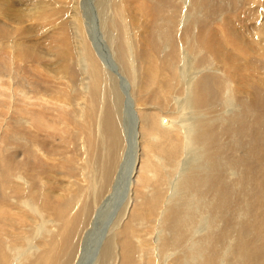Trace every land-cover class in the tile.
<instances>
[{
    "label": "bare ground",
    "instance_id": "6f19581e",
    "mask_svg": "<svg viewBox=\"0 0 264 264\" xmlns=\"http://www.w3.org/2000/svg\"><path fill=\"white\" fill-rule=\"evenodd\" d=\"M37 1L39 4H34V0H20L19 2L26 7L19 8L15 0H0V14L22 9L28 12L32 2L37 5V9L32 6L29 11L34 16L39 17L45 12V8L53 9L58 15L57 18L66 15L64 9L55 8L49 1ZM55 2L63 6L67 4L66 9L70 11L71 17L69 20L66 16L65 21L56 28L57 39L69 45L73 38L64 40L60 33L70 30L71 25H74L83 36V33H86L85 26L95 20L99 37L102 39H97L91 45L87 40L90 35L88 31L90 27L97 25L86 27L87 37L82 39L84 60L100 64L94 47L104 49L105 46L104 51L110 65L109 74L115 79L119 74L118 71L112 72L116 70L114 58L110 53L112 43L114 41L119 43L123 52L128 46H133L130 61L135 63L132 77L137 84L127 89L123 87L127 85H120L119 92L116 93L117 96L121 92L122 98L129 94L125 106L132 118L131 123L134 121L133 131L128 127L127 130L121 129V123L119 125L121 109L118 105L117 108L112 106L116 101L111 96L115 87L112 83L106 104L102 102V112L104 106L106 110L101 119V126L110 143L109 160L105 167L106 176H90L86 180L84 178L78 180L77 177L65 179L64 208H54L50 202L32 204L28 198H22L30 214L38 213L40 218L22 219V214L8 218L10 216L8 212L6 218L14 220L8 224L9 227L1 223L4 212L12 206L17 207L18 196L36 192L20 190L16 180H14L16 188L8 184L12 170L16 176L18 162L20 172L26 174L28 168L24 166L22 160L10 162L8 158L12 166L10 170L4 155L0 161V188L4 194V204H0L3 206L0 209V264H83L87 255L88 257L95 255L93 264H264L258 243L264 234V121L258 110L262 98L257 96L261 90L264 92V84L258 83L253 76L256 38L250 33L264 28L262 11L255 10L250 13L244 8L250 2L245 0ZM186 3L190 4V8L187 7L188 15L185 20L182 19L184 20L182 24L179 18H182V14L185 17L182 7H185ZM161 7L163 12H160ZM101 9L105 12L104 15H101ZM110 9L119 16V29L114 33L115 39L104 32V29L110 32L113 30L106 27L108 19L116 15L111 13ZM190 12L194 13L191 20ZM232 13H235V18ZM226 14V21L221 20L225 22V29L219 32V28L215 29L212 24L215 20L218 22L220 17L224 18ZM53 18L47 17L49 21ZM233 18L240 24L238 27L234 24L231 29L229 23H232L230 20ZM247 21L256 24V27L250 31L249 28L241 27L245 26ZM9 27L11 26H0V43L9 41L8 43H11L9 47L12 49L16 43L15 37L18 36L22 39L19 41L23 44L25 52L13 55L11 50L10 55L7 52L8 54L0 58V69H4L1 65L8 68L14 61L30 63L31 60L41 57V54L32 51L35 47L28 45L30 41L23 40L29 32L18 34L19 31L16 30L17 33L14 30V33L8 34L11 32L7 29ZM231 30L236 32L235 37L232 36ZM100 32H103V37L100 36ZM74 35L76 38L78 33L74 32ZM108 35L113 36L112 33ZM129 43L134 45H128ZM117 51L118 54L122 53L120 50ZM76 59L75 52L74 61ZM18 74L20 73L15 71L14 76ZM98 74L100 81L105 82L107 79L105 71L98 70ZM12 79L0 78V97L4 98L7 105L16 100L18 106L19 101V107H13L14 110L11 112L14 115H22L23 108L31 104L29 100L31 97L26 98L25 91L19 88L17 98L13 94L6 96L2 83L6 81L10 87H15V82L10 83ZM132 82L134 85V81ZM130 91L135 102L132 101ZM248 93L249 95L245 96ZM78 96L80 94L77 95V99ZM122 100L118 99L120 105ZM43 104L48 109L47 103ZM78 104L74 105L71 112L69 111L74 119H81L84 106H87L86 103L77 106ZM232 104L234 106L231 111L223 115V109ZM27 114L30 119L34 118L32 113ZM2 122L4 124L0 123V130L3 131L4 128L10 130L12 126L6 123L4 116ZM137 124L138 131L135 129ZM81 132V140L88 139L82 129ZM40 133L42 132L38 124H34L32 128L34 144H38ZM130 133L137 137V142L132 139V143L135 149L140 147V157L138 155V161L136 158L133 159L134 164L131 165L126 177L128 201L132 203L122 201L126 203L121 217L123 229L116 233L117 241L122 245L115 247L112 238L107 236L100 247H97L100 240L94 241L91 252L84 256L82 242L86 234L84 230L92 227V224H88L92 208L98 204L100 198L110 199L112 187L108 190V186L113 178L115 152L129 141L126 134ZM5 140L9 141L8 145L12 149L14 144L10 136ZM5 140L1 141L4 145ZM26 144H30L28 138ZM98 148L100 146H84L76 154L60 146L58 152L62 157L61 165L66 167L74 160L83 169L87 150ZM131 153L133 154V150ZM26 154H30V148L26 150ZM183 156L185 159H182ZM135 160L138 162L136 165ZM56 170L58 166L54 168L55 174ZM176 170L177 176L172 188L174 194L165 202L166 188L170 186V180ZM42 174L48 176L50 172L42 170ZM71 191L73 195H69ZM246 198H253V201L261 203L258 204L260 207L256 212L257 221L254 226L249 222V212L252 211ZM47 209L50 212L54 211L50 216L52 220L42 219L40 211ZM160 209H163V212ZM209 212H213L210 221ZM66 218H72L74 221L64 222ZM155 218L160 219L157 225ZM159 228L162 232H159ZM198 231L199 235L194 234ZM243 240L249 244L243 246L241 243ZM16 259L19 262H16Z\"/></svg>",
    "mask_w": 264,
    "mask_h": 264
},
{
    "label": "rangeland",
    "instance_id": "374dc122",
    "mask_svg": "<svg viewBox=\"0 0 264 264\" xmlns=\"http://www.w3.org/2000/svg\"><path fill=\"white\" fill-rule=\"evenodd\" d=\"M19 1L20 0H15V2H18V7L20 6L19 8H25L26 6L21 4ZM34 1L37 2H33L34 4H39L37 0ZM46 1H49L57 9H64V13L66 15L60 18L58 17L60 19L59 20L57 18L58 15L55 14L53 9L51 10V8H45L48 11H53V14L45 10V12L42 13L44 15H39L41 19L39 20V17L37 15L34 16L33 13L29 12L32 9V6L33 8L35 6V9H37V5H34L32 2L30 5L31 8L30 6H27L30 9L28 12L26 9H22L19 10L20 13L19 11H17L0 14V26H11L7 28L8 30L10 29L9 31H11L8 34L14 33V30H18L19 33L18 31H16L18 34H22L23 32H25L26 34L27 32H29L23 37V40L26 39L27 41H30L28 45L30 47H35L32 51H36L37 53L41 54L40 58L36 60L34 59V61L31 60L30 63L26 61H23L24 63H18V61H14L9 65L7 64L8 68L6 67V65H1L4 67V69H0V78H3L4 80H7L8 77L10 79L13 78L10 83H16L15 87H10V85L6 81L2 83L5 86L4 90L5 95L7 93L6 96L13 94L15 95V98H17L19 89H23L25 91L26 98L31 97V99H29L31 100V104L26 105L23 108L22 115H14V113L12 114L11 112V110H14L13 107H19V101L18 106H16V100H12V102H10V105H7L4 98L0 97V100H2V102H0V123L4 124V122H2V116H4V120H6V123L8 122V124L12 126L10 127V130L5 128L3 131L0 130V142L5 140L7 136H10V140H12V144H14L11 149L8 145L9 141L5 140V145L3 142L0 143V161L4 155H6L4 156V160H6L7 162L8 158H10V162L22 160V162H24V166H26L28 170H26V174H24V172H20V162H18V164H16V176H14V170H12L10 162H8L10 170H12V174H10V177L8 179L10 180L8 184H10L12 188H16V186H14V180H16V184H18V188H20V190H26V192H28V190H30V192H36V194H22V196H18V202H16L17 207L12 206V208H8V210L4 212L1 223L6 227H9V223L14 222V220H8V218H12V216H20V214H22V219L39 220L38 218H40V214H30V211L25 206L26 202H22V198H28V200H30L32 204H44L46 202H50L51 204H53L54 208H64V196H66V182H64L65 179L77 177L78 180H80V178H84V180H86V178H90V176H106L105 167L109 160L110 143L106 138V134L103 132L101 126V119L106 110V106H104V112H102V102L106 104V100H108L109 97L110 85L112 83L115 87L114 93L111 96L114 100L116 99V101L112 103L114 104L112 106L116 107V105H118L119 109H121V111L119 110V125L121 123V129L124 128V130H127L128 127L133 131L134 126V121L133 123H131L132 118L128 115V112L126 110L129 94L128 96H126L127 99L125 97L122 98L121 92L116 96V93L119 92L118 90L120 85H127L123 86L127 89V87L131 88L132 86L134 87L137 84L135 79L132 77V74L135 71V66H133L135 63L133 64V62H131V52H133V46H128L126 48L127 52H123L122 47L119 43L115 41L113 43L111 42L112 48H110V53L112 55V58H114L113 64L114 68H116V70L114 69L115 71L112 72L118 71L119 74L115 79L114 76L109 74L110 65L104 51L105 46L104 49L101 47H94L95 55L98 58L100 64L88 63L86 60H84L83 57L82 39L84 37H87L86 27L88 25H97L96 21L94 20L90 24H87L85 26L86 33H83V36L79 34V29L74 25H71L70 30H67L66 32L60 31L62 32L60 33V35L64 38V40L73 38V41L69 45H67L66 42L62 43L61 41H59L56 37L57 35L55 34L57 32L56 28L65 21L66 16L69 20L71 19L70 11L66 9L67 4L63 6L62 4H58L57 2H55L57 0ZM245 1L250 2L249 5L244 7L246 10H249L250 13L255 10L262 11V17L264 18V0ZM189 6L190 4L186 3V9L184 6L182 7L185 9H182L183 13L185 12V17H183L182 14V18H179L182 24H184L183 22L185 18H187V7L190 8ZM95 10L97 11V7L95 8ZM25 11L28 15L25 14ZM163 11L164 10L161 7L160 12ZM110 12L115 13V11L111 9ZM100 13L101 15L105 14L102 9ZM131 13L134 14V11H132ZM193 14L194 13L191 14L190 12V20L192 19V17H194ZM231 15L234 18L236 17L235 13H232ZM49 16L51 18L54 17L55 20H53V18L51 21H49L47 19V17L49 18ZM226 17L227 14L224 18L218 17V22L215 20L212 24L213 26H215V29L219 28V32L224 31L225 29V22L223 23L222 21H226ZM35 18L37 19L30 20ZM234 18L233 20H230L232 21V23L228 22L231 26V29L234 27V24L236 27H238L240 24L238 20L236 19V21ZM97 27L98 25L96 27H90L88 31L90 35H88L87 40L89 43H91V45H93L97 39H102L99 37V30L97 29ZM106 27L112 28L113 30H111L112 32H110L108 29H104L105 34L110 38L115 39L116 34L114 33L119 29V16L116 14L115 17H113L112 15V17L108 19V26ZM241 27H246L247 29L249 28L248 31H250L251 28L256 27V24H251L247 21L245 26ZM59 30H61V28ZM74 32L78 33V35H76V38ZM108 33H112L113 36L108 35ZM250 33L256 38L254 46L256 60L253 66V76L258 83L264 84V28L256 32L250 31ZM231 34L233 37L236 36L235 31H232ZM100 36L103 37V32H100ZM104 39L106 40V38ZM239 39L242 40L240 37ZM15 40L16 43L13 45L12 49H10L9 47V45H11V43H8L9 41H6L7 44L4 42L0 43V45H2L0 47V58L8 53L10 55V50L12 51V55L16 53L22 54V52H25L23 44L19 41L22 39L16 36ZM128 45H134V43H129ZM117 50L122 51V53L118 54ZM75 52L77 53L76 61H74ZM129 52L130 54H128ZM102 69L105 71V74L107 76L105 82H101L99 79L98 70L101 71ZM15 71L20 74L14 76ZM123 72L125 75L121 74ZM132 81H134V85ZM131 92L132 91H130L132 101L135 102V99ZM79 94L80 96H78L77 99L76 97ZM248 95L249 93L245 96ZM257 96L262 98V103H260L258 110L262 114V120L264 121V92L261 90V92L257 93ZM120 98L123 99L121 105L118 103V99ZM43 102L47 103L48 109L45 108ZM77 103L87 104V106H84L83 117L81 119H74L69 114V111L71 112L74 105H76ZM12 104H14V106H12ZM79 104L77 106H79ZM232 106L234 105L232 104L228 108H224L223 115L231 111ZM27 113H32L34 115V118L30 119ZM135 117H137L136 111ZM34 124H38L40 132H42L40 133V136H38V144H34V134H32V128H34ZM98 128H100V130H98ZM81 129L83 130V133L87 135L86 137L88 139L81 140ZM135 129H137L136 131H138V124L136 125ZM12 130H14V132H12ZM4 134L6 135L4 136ZM30 134H32V136H30ZM130 135L131 133L126 134V137L129 138V141L127 143L125 142V144L121 146L122 148L115 152L116 160L112 170L113 178H111L110 186H108V190L112 187L110 199L102 200L103 198H100V200H98V204H96V206L92 208V214H90V220H88V224H92V227H88L86 230H84L86 232L83 240L84 242H82V251L85 252V254L83 253L84 256L89 254V251L91 252L92 246H94V241L100 240L99 245H97V247H100L101 242L105 240L107 236H110L112 238L115 247L122 245V243H119L117 241L116 233L118 230L123 229V221H121V217L125 211L126 203L124 202H127V204L132 203V201H130L131 203L128 201L129 194L126 191V177L128 175V171L130 170V167H132L131 165L134 164L133 159L136 158L137 160L138 155L140 157V147H138V149H135V146L132 143V139L137 142V137H135L134 133L133 135ZM13 136L14 138H12ZM16 138H18V140H16ZM22 138H24V140ZM27 138L28 140H30V144H26ZM14 140H16V142H14ZM60 146H62V148H68V150H72V152L76 154H78V150L81 151L84 146H100V148H98V150H87L86 159L83 162L84 167L82 169L74 160H72L73 162H71L66 167H62V157L58 152ZM28 148H30V154H32V150H34V154H36V156H34V154H32V156H30V154H26V150H28ZM38 150H40L42 154H40ZM131 150H133V154L131 153ZM56 152H58V154H56ZM42 156H44V158H42ZM182 159H185V156H183ZM136 160L135 165L138 163V160ZM182 162H184V160H182ZM56 166H58V170H56L55 174L54 168H56ZM42 170L48 173L50 172V174H48V176H50V180H48V176H46V174H42ZM176 172L177 170L173 172L172 179L170 180V186L168 187V189L166 188L165 199L167 198V200H164L165 202L172 197V194H174L172 188L174 185V180L177 176ZM20 174H22V176H20ZM129 193L131 194V192ZM18 194H20V192H18ZM106 194H104V197ZM69 195H73L72 191L69 193ZM123 200L124 202H122ZM245 200L249 203L250 211H252V213L249 212V222L252 226H254L257 221L256 212L260 207V205L258 204L261 203L253 201V198H246ZM0 204H4V194H2V188H0ZM20 204H22V206H20ZM2 207L3 206L0 205V209ZM26 210H28V212H26ZM127 210L126 216L128 214ZM162 210L160 209L161 212H163ZM8 212H10V216H8ZM40 212H42V219L52 220L50 216L54 214L53 210L52 212H50V210L47 209L41 210ZM36 214H38V216H36ZM6 216H8V218H6ZM212 216L213 212H209V221ZM131 219H133V217ZM67 220L74 221L72 220V218H66L64 222H66ZM204 221L205 220H203V222ZM159 222L160 219L155 218V224L157 225ZM203 222H201L200 225H202ZM8 230H10V228H8ZM159 232H162V229H160ZM194 234L199 235L200 231H198L197 233L195 232ZM241 243L243 244V246L249 244L245 240H243ZM258 243L261 247L260 253L264 257V234L259 239ZM250 244L253 245V243ZM83 255L82 259L84 258ZM17 257L18 256H16V258ZM94 257L95 255H89V257L87 255L85 259L88 260H84L83 264H93ZM16 262H19L18 259H16Z\"/></svg>",
    "mask_w": 264,
    "mask_h": 264
}]
</instances>
